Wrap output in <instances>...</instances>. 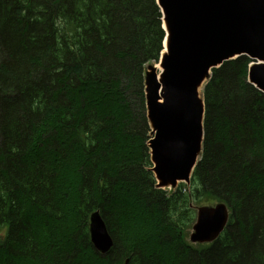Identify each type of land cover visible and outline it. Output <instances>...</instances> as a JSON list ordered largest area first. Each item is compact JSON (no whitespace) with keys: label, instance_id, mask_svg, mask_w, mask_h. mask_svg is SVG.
Returning <instances> with one entry per match:
<instances>
[{"label":"trees","instance_id":"16d2710c","mask_svg":"<svg viewBox=\"0 0 264 264\" xmlns=\"http://www.w3.org/2000/svg\"><path fill=\"white\" fill-rule=\"evenodd\" d=\"M165 39L157 0H0V264H264L252 60L213 70L201 159L169 193L152 172L145 93ZM217 204L225 231L192 246L195 207ZM97 211L114 239L105 255Z\"/></svg>","mask_w":264,"mask_h":264},{"label":"water","instance_id":"95a60500","mask_svg":"<svg viewBox=\"0 0 264 264\" xmlns=\"http://www.w3.org/2000/svg\"><path fill=\"white\" fill-rule=\"evenodd\" d=\"M157 1L166 32L159 62L163 80L158 81L152 67L145 78V93L154 136L148 144L152 172L162 189L190 184L201 159L202 93L213 70L248 57L252 60L249 83L264 93V0ZM229 217L225 204L198 207L190 242L214 243L225 231ZM89 229L94 249L101 255L109 253L114 239L99 211L91 215Z\"/></svg>","mask_w":264,"mask_h":264},{"label":"rangeland","instance_id":"374dc122","mask_svg":"<svg viewBox=\"0 0 264 264\" xmlns=\"http://www.w3.org/2000/svg\"><path fill=\"white\" fill-rule=\"evenodd\" d=\"M159 65V63H157V64H154L153 66H151V65H149V66H147L146 67V73H145V78H146V75H147V73L150 71V69L153 67V69H156V71H157V66ZM151 72V71H150ZM145 89H146V87H145ZM202 95H203V93H202ZM153 130L151 129V131H150V134H149V138H150V140L148 141V144L150 143V141L154 138V136H153V132H152ZM150 150V149H149ZM182 184H184V185H187L188 187L190 186V184H187V183H178L177 184V186L176 187H174V188H162V189H160V190H164V191H167V192H169V193H173V192H175L179 187H180V185H182ZM158 185V184H157ZM159 189V188H158ZM218 205V204H217ZM213 206H216V205H213ZM193 207V206H192ZM200 207H202V206H200ZM197 208L198 207H195V209H196V220H197ZM196 220H195V222H194V224L192 225V228H190L188 231H187V233H188V235H187V241L192 245V246H194V247H199L198 245L199 244H193V243H191L190 242V235L192 234V232H193V227H194V225H195V223H196Z\"/></svg>","mask_w":264,"mask_h":264},{"label":"bare ground","instance_id":"6f19581e","mask_svg":"<svg viewBox=\"0 0 264 264\" xmlns=\"http://www.w3.org/2000/svg\"><path fill=\"white\" fill-rule=\"evenodd\" d=\"M162 75H163V68H162L161 64H159V65L157 66V77H158V81H159L160 83H162V80H163ZM160 95H162L161 92H160ZM161 100H162V97H161Z\"/></svg>","mask_w":264,"mask_h":264}]
</instances>
